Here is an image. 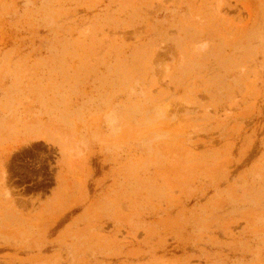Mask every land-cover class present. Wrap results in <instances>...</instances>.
<instances>
[{
  "label": "rangeland",
  "instance_id": "1",
  "mask_svg": "<svg viewBox=\"0 0 264 264\" xmlns=\"http://www.w3.org/2000/svg\"><path fill=\"white\" fill-rule=\"evenodd\" d=\"M0 264H264V0H0Z\"/></svg>",
  "mask_w": 264,
  "mask_h": 264
}]
</instances>
